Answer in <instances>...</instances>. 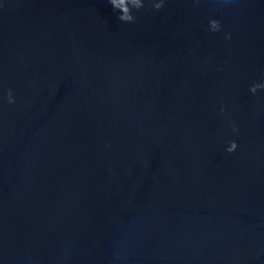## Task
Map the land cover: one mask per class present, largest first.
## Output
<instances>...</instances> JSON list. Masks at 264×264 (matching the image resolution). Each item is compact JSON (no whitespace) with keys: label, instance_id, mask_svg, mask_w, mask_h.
<instances>
[{"label":"water","instance_id":"1","mask_svg":"<svg viewBox=\"0 0 264 264\" xmlns=\"http://www.w3.org/2000/svg\"><path fill=\"white\" fill-rule=\"evenodd\" d=\"M120 14L0 0V264H264V0Z\"/></svg>","mask_w":264,"mask_h":264},{"label":"clouds","instance_id":"2","mask_svg":"<svg viewBox=\"0 0 264 264\" xmlns=\"http://www.w3.org/2000/svg\"><path fill=\"white\" fill-rule=\"evenodd\" d=\"M150 6L156 11H160L164 7V0H148ZM111 6L115 11L121 14L117 19L125 23H134L137 17L133 14V10L140 11L145 8V0H109ZM210 30L212 32H218L221 30V24L217 20L210 21ZM226 39H231V36H227ZM264 89V84H256L250 88V91L255 94L258 90ZM8 102L15 103L11 89L8 91ZM234 132H238V128H233ZM238 144L235 141L230 142V146L227 148L229 153H233L237 150Z\"/></svg>","mask_w":264,"mask_h":264}]
</instances>
